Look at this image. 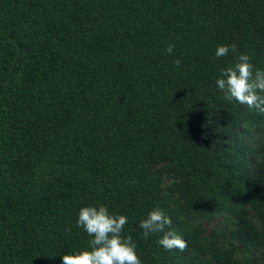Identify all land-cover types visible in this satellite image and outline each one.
Instances as JSON below:
<instances>
[{"label":"trees","instance_id":"obj_1","mask_svg":"<svg viewBox=\"0 0 264 264\" xmlns=\"http://www.w3.org/2000/svg\"><path fill=\"white\" fill-rule=\"evenodd\" d=\"M240 53L264 70V0H0V264L89 250L101 204L142 264H264V113L216 84ZM157 208L185 251L143 237Z\"/></svg>","mask_w":264,"mask_h":264},{"label":"clouds","instance_id":"obj_2","mask_svg":"<svg viewBox=\"0 0 264 264\" xmlns=\"http://www.w3.org/2000/svg\"><path fill=\"white\" fill-rule=\"evenodd\" d=\"M174 45L170 44L166 51L172 54ZM229 52L236 54L235 44L218 46L216 58L227 57ZM180 59L175 60L179 68ZM216 84L223 91L225 99L236 100L249 109L264 113V70H257L247 54L240 53L234 65L221 70V78ZM172 219L162 209L150 211L142 219L139 227L143 230V237L148 238L151 233L165 232L158 243L165 250L185 251L187 242L174 230H171ZM128 224L125 215L111 214L106 205L86 206L78 213L77 226L82 228L91 239L88 241L89 250L64 255L62 264H142L137 252L136 244L131 236H124L123 231ZM71 232V227L65 229Z\"/></svg>","mask_w":264,"mask_h":264}]
</instances>
